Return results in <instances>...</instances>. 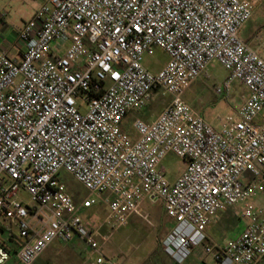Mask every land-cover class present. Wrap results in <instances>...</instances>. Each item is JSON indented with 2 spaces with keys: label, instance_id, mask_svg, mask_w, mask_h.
<instances>
[{
  "label": "built area",
  "instance_id": "1",
  "mask_svg": "<svg viewBox=\"0 0 264 264\" xmlns=\"http://www.w3.org/2000/svg\"><path fill=\"white\" fill-rule=\"evenodd\" d=\"M252 14L250 0H48L33 14L17 36L23 58L0 53V220L10 235L19 230V264L76 237L88 264H117L104 253L102 225L82 212L102 203L120 227L145 216L146 200L163 201L175 221L162 247L176 262L203 246L216 264H261L264 57L240 35ZM157 47L169 59L153 71L144 57ZM216 62L229 75L215 92L237 81L248 95L214 124L184 94ZM159 93L168 104L152 120L135 118L133 137L127 116ZM170 152L187 162L175 181L162 165ZM63 172L90 195L77 201ZM232 206L244 230L208 242L207 226ZM12 258L0 240V264Z\"/></svg>",
  "mask_w": 264,
  "mask_h": 264
},
{
  "label": "rangeland",
  "instance_id": "2",
  "mask_svg": "<svg viewBox=\"0 0 264 264\" xmlns=\"http://www.w3.org/2000/svg\"><path fill=\"white\" fill-rule=\"evenodd\" d=\"M250 1L253 3V14L241 29L240 35L245 40L250 41L251 45L264 51V0ZM44 3L45 0H0V14H5V20L9 24L19 26L29 20ZM168 59V54L157 47L153 49L152 53L145 55L144 63L151 70L158 71ZM228 75L229 71L216 62L206 73L191 82L184 94L185 100L214 124L220 122L219 116L235 114L248 95L247 88L237 81L233 83L228 94H217L215 87L223 83ZM169 98V95L157 94L147 107L135 110L127 116L124 128L135 136L133 120L137 117L145 120L155 118L168 104ZM162 165L166 169L168 179L175 181L184 171L187 162L174 152H170L164 158ZM62 179L77 201L90 195L85 186L71 173L63 172ZM93 196L100 197L99 194ZM22 198L25 201H30L26 192H23ZM255 201L264 202V194L261 191H258ZM141 208L145 216L134 215L128 223L119 228L116 221L107 220V207L102 203L95 205L83 214L93 226L102 225L101 232L105 237L104 253L117 264H159L165 256L162 240L174 219L166 213L164 203L161 200H146L142 203ZM231 208H234L237 214L233 220L224 219L222 212L219 220H216L208 228L210 235L217 242L234 239L235 235H238L244 228L245 219L241 216L240 207L232 206ZM2 221L0 220L7 226V222ZM13 231L18 237L19 230L14 227ZM81 245L85 248V244L81 243ZM198 252L194 254L193 261L195 263L206 261L212 264L213 253H211L212 255L206 254L201 247ZM51 256H53L52 247L40 257L41 264H45V258ZM82 263L81 253L67 249L58 256L53 264ZM261 264H264V260Z\"/></svg>",
  "mask_w": 264,
  "mask_h": 264
},
{
  "label": "crops",
  "instance_id": "3",
  "mask_svg": "<svg viewBox=\"0 0 264 264\" xmlns=\"http://www.w3.org/2000/svg\"><path fill=\"white\" fill-rule=\"evenodd\" d=\"M48 0H45V3L47 2ZM44 3V4H45ZM43 4V5H44ZM1 15L0 14V53L4 50H6L8 52V54L14 58V59H17V60H21L23 58V55H24V52H25V43L21 40H19L17 38L18 36V32L20 31V29L24 26V24L28 21L26 20L24 22V24H21L19 26H15V25H11L9 24L5 18H1ZM31 18V17H30ZM246 41H248L246 39ZM250 43V41H248ZM251 44V43H250ZM253 46V45H252ZM254 48H256L260 54L264 57V51H262L261 49H259V47H256V46H253ZM168 61V60H167ZM166 61V63H167ZM165 63V64H166ZM154 119V118H153ZM152 120V119H151ZM132 136L133 133H130ZM137 134L135 132V136L136 137ZM258 203V206L259 207H264V202H257ZM90 209H86V210H83V214L88 211ZM223 212V213H222ZM219 213V215L212 220V222L207 226V229H206V232H207V236H208V242H211L212 244H216V243H226L228 241H223V242H217L215 241L212 236L210 235L209 231H208V228L210 225H212L216 220H219V217H221V213L223 214V218L224 219H228V220H233V218H235L237 216L236 214V211L234 210V208H228L226 211H222ZM174 225V221H172L170 223V226L168 228V232L169 230L173 227ZM121 227V226H120ZM245 227V225H244ZM119 228V227H118ZM244 230V228H243ZM242 230V231H243ZM242 231L240 233H238V235H235V238L237 236H239ZM167 232V233H168ZM166 233V234H167ZM9 233L6 232L5 235H8ZM234 238V237H233ZM232 240V239H231ZM81 243L85 244L81 239H79L78 237L74 238L71 242L69 243H62V242H59V241H56V242H53L46 250H48L49 248L52 247V251H53V256L51 257H46L45 259V264H53L55 263V261L58 259V256L62 253H64L67 249H70L72 251H74L75 253H81L82 255V259H83V263L82 264H88L90 262V257H89V250H88V247L86 246L85 244V248L82 247ZM9 245H11V242L8 243ZM71 247V248H70ZM203 248V246H198V247H195L192 251V254L189 256V258H187L183 263H178L176 262L175 260H173L172 258H170L165 252V256H163L162 258V261L159 263V264H186V263H190V264H209L208 262L206 261H199L198 263H195L193 261V258L195 257L194 254L195 253H199V248ZM163 249V247H162ZM164 251V250H163ZM205 251V249H204ZM206 252V251H205ZM44 254V253H43ZM206 254H211V253H207ZM212 255V254H211ZM15 257H13L11 259V261L9 262V264H19L17 262V259H16V254L14 255ZM40 259V258H39ZM264 260V257L262 258V261L263 262ZM37 264H41L40 260L37 261ZM212 264H216V260L214 258V255H212Z\"/></svg>",
  "mask_w": 264,
  "mask_h": 264
},
{
  "label": "trees",
  "instance_id": "4",
  "mask_svg": "<svg viewBox=\"0 0 264 264\" xmlns=\"http://www.w3.org/2000/svg\"><path fill=\"white\" fill-rule=\"evenodd\" d=\"M8 231H12V230L8 228L7 226H5L4 223L0 222V240L2 241V243L6 244L12 250L13 257H15L14 255L17 253L20 242H19L18 237L15 234L5 235V233ZM10 242H11V245L8 244Z\"/></svg>",
  "mask_w": 264,
  "mask_h": 264
}]
</instances>
